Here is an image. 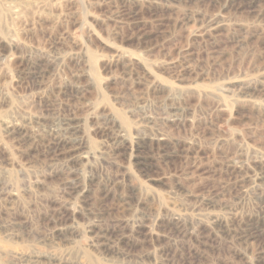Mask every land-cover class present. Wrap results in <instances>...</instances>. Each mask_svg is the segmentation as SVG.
<instances>
[{"label":"rangeland","instance_id":"374dc122","mask_svg":"<svg viewBox=\"0 0 264 264\" xmlns=\"http://www.w3.org/2000/svg\"><path fill=\"white\" fill-rule=\"evenodd\" d=\"M263 199L264 0H0V264H264Z\"/></svg>","mask_w":264,"mask_h":264},{"label":"bare ground","instance_id":"6f19581e","mask_svg":"<svg viewBox=\"0 0 264 264\" xmlns=\"http://www.w3.org/2000/svg\"><path fill=\"white\" fill-rule=\"evenodd\" d=\"M81 57V56H80ZM116 57V56H115ZM121 56L118 54L117 58H120ZM85 58V57H83ZM38 76H42L41 74H39ZM246 89V88H245ZM245 89H243L245 91ZM248 92V91H247ZM252 92V91H251ZM246 94V93H245ZM247 96V95H246ZM55 120V119H54ZM53 120V121H54ZM51 121V120H50ZM56 122V121H55ZM59 122V121H57ZM52 123V122H50ZM60 123V130L62 129V133L60 131L56 132V142H54L59 148H63L64 150H67L68 156L69 157H73V154H75V152L80 151L82 149H85V144L82 141V139H77L74 138L77 136V134L80 133V127L78 125V123L72 119V118H67V119H63ZM53 124V123H52ZM56 125V123H55ZM57 127V126H56ZM59 128V127H57ZM56 128V129H57ZM52 132V130H51ZM60 132V133H59ZM52 134V133H51ZM53 135V134H52ZM52 137V136H51ZM122 147L119 149L124 150L125 148V143L121 144ZM79 159H82L81 157ZM72 160V158L70 159ZM75 160V159H73ZM78 162V161H77ZM75 178V177H74ZM74 182L71 184H66V191H67V195L72 196L73 194L78 192V183L75 182V180H73ZM82 185V184H81ZM264 200V199H263ZM208 218L212 220L213 223H215L216 225H220L221 224V218L219 216H216L215 214H209ZM219 227V226H218ZM261 230V229H260ZM257 231V230H256ZM259 234V233H258ZM262 234V233H261ZM250 236V235H249ZM258 236V235H257ZM256 236V237H257ZM6 255L11 257H15V253H12L10 251L6 252Z\"/></svg>","mask_w":264,"mask_h":264}]
</instances>
